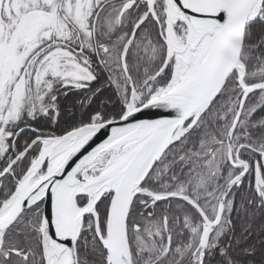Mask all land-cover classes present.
Segmentation results:
<instances>
[{"label":"snow or ice","instance_id":"1","mask_svg":"<svg viewBox=\"0 0 264 264\" xmlns=\"http://www.w3.org/2000/svg\"><path fill=\"white\" fill-rule=\"evenodd\" d=\"M0 264H264V0H0Z\"/></svg>","mask_w":264,"mask_h":264}]
</instances>
